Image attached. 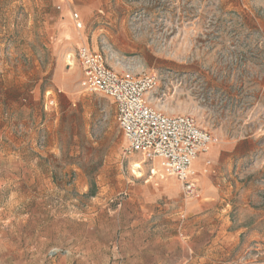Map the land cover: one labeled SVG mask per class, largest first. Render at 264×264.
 <instances>
[{
  "label": "rangeland",
  "instance_id": "obj_1",
  "mask_svg": "<svg viewBox=\"0 0 264 264\" xmlns=\"http://www.w3.org/2000/svg\"><path fill=\"white\" fill-rule=\"evenodd\" d=\"M243 2L253 16L224 0H0V264L84 238L106 247L99 264H264V0ZM78 45L119 75L156 74L150 104L210 134L194 198L125 154L113 102L81 85Z\"/></svg>",
  "mask_w": 264,
  "mask_h": 264
},
{
  "label": "built area",
  "instance_id": "obj_2",
  "mask_svg": "<svg viewBox=\"0 0 264 264\" xmlns=\"http://www.w3.org/2000/svg\"><path fill=\"white\" fill-rule=\"evenodd\" d=\"M71 19L75 29L84 27L77 13L73 12ZM74 59L81 67L85 91L101 94L113 102L116 123L127 141L125 154L139 155L141 163L149 165V178L156 175L157 163L165 175L180 183L185 198H194L196 172L191 166L199 154L207 152L213 141L210 134L193 117L167 115L150 104L145 95L160 86L156 74L119 75L107 65L103 53L86 45L76 47ZM54 104L50 97L46 106ZM205 165H210L209 160Z\"/></svg>",
  "mask_w": 264,
  "mask_h": 264
},
{
  "label": "crops",
  "instance_id": "obj_3",
  "mask_svg": "<svg viewBox=\"0 0 264 264\" xmlns=\"http://www.w3.org/2000/svg\"><path fill=\"white\" fill-rule=\"evenodd\" d=\"M224 1L225 3H227L229 7L240 9L242 12L243 10H245L246 12H248L249 15L251 16L254 15L252 12V8L248 7L243 2V0H236L234 3L231 0H224ZM81 10L84 11L86 9L82 7ZM258 27L260 28L261 31L264 32V25L263 27H261V25H258ZM201 169L198 170L199 173H201ZM193 170L196 172V176H197L198 173L196 169L193 168ZM165 185L169 189V191L172 192L173 191L172 188L177 186V182L173 179H170V181L167 182ZM150 195H151L150 200L155 201L159 196V192L157 191L156 193ZM90 224H92V222ZM86 241H88V243L83 244ZM105 248L106 247L104 245H100V243L97 240L94 241L93 238L90 239L84 238L82 239L81 244L67 243L65 247L61 246L60 248H58L60 254L52 259H46L45 254L42 255V253L37 251V249L34 247L27 249L28 250L27 255H29L30 254L29 252L32 251V254L30 255L44 256L43 260L38 264H99L98 260H93L90 259L89 257L92 254H98L100 251H104ZM112 256L114 257L113 253ZM121 264H144V260L142 259L141 256H138L135 259H131L127 257L126 260L121 261Z\"/></svg>",
  "mask_w": 264,
  "mask_h": 264
},
{
  "label": "bare ground",
  "instance_id": "obj_4",
  "mask_svg": "<svg viewBox=\"0 0 264 264\" xmlns=\"http://www.w3.org/2000/svg\"><path fill=\"white\" fill-rule=\"evenodd\" d=\"M67 66H73V63L70 61L69 57H67ZM211 146H212V143L208 146L207 152H209ZM195 161H196V160H195ZM195 161H194V162H195ZM194 162L192 163V166H193ZM192 166H191V167H192ZM136 167H137V165H136ZM138 169H139V167H138ZM160 170H161L160 167H159V166L157 165V163H156V164H155V168H154V173H156V172H160ZM133 173H135V172H133ZM135 174H137L138 177L141 176V175H139L138 173H135Z\"/></svg>",
  "mask_w": 264,
  "mask_h": 264
}]
</instances>
